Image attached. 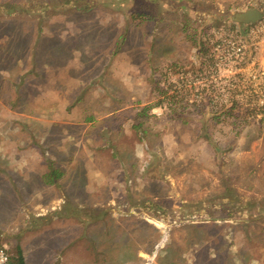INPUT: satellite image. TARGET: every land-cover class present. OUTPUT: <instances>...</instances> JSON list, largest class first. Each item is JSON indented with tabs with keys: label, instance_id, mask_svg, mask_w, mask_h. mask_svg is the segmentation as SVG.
<instances>
[{
	"label": "rangeland",
	"instance_id": "obj_1",
	"mask_svg": "<svg viewBox=\"0 0 264 264\" xmlns=\"http://www.w3.org/2000/svg\"><path fill=\"white\" fill-rule=\"evenodd\" d=\"M255 7L0 0V247L27 264H264V118L185 85L203 40Z\"/></svg>",
	"mask_w": 264,
	"mask_h": 264
},
{
	"label": "built area",
	"instance_id": "obj_2",
	"mask_svg": "<svg viewBox=\"0 0 264 264\" xmlns=\"http://www.w3.org/2000/svg\"><path fill=\"white\" fill-rule=\"evenodd\" d=\"M260 8L262 19L243 30L220 27L203 40L204 59L185 84L191 89V103L205 102L215 110L241 106L248 118H264V8ZM9 255L1 246L0 264H6Z\"/></svg>",
	"mask_w": 264,
	"mask_h": 264
},
{
	"label": "trees",
	"instance_id": "obj_3",
	"mask_svg": "<svg viewBox=\"0 0 264 264\" xmlns=\"http://www.w3.org/2000/svg\"><path fill=\"white\" fill-rule=\"evenodd\" d=\"M175 96L176 95L172 96V104L175 102L174 101ZM231 109L232 107L230 108V110H228V112H230ZM214 117H217V116H214ZM50 168L51 169L43 175L44 181L46 184H50V185L56 184L57 180H59L62 177L63 173L61 170H59L58 168L52 165H50ZM9 256H10L9 261L6 264H27L25 256H24V252L20 246H17L15 252Z\"/></svg>",
	"mask_w": 264,
	"mask_h": 264
},
{
	"label": "water",
	"instance_id": "obj_4",
	"mask_svg": "<svg viewBox=\"0 0 264 264\" xmlns=\"http://www.w3.org/2000/svg\"><path fill=\"white\" fill-rule=\"evenodd\" d=\"M263 17V11L259 7L248 8L235 12L232 16L233 22L237 24H249L259 21Z\"/></svg>",
	"mask_w": 264,
	"mask_h": 264
}]
</instances>
